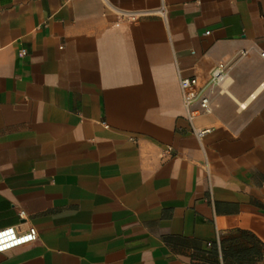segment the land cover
<instances>
[{"label": "crops", "instance_id": "crops-1", "mask_svg": "<svg viewBox=\"0 0 264 264\" xmlns=\"http://www.w3.org/2000/svg\"><path fill=\"white\" fill-rule=\"evenodd\" d=\"M263 53L264 0H0V264H264Z\"/></svg>", "mask_w": 264, "mask_h": 264}, {"label": "built area", "instance_id": "built-area-1", "mask_svg": "<svg viewBox=\"0 0 264 264\" xmlns=\"http://www.w3.org/2000/svg\"><path fill=\"white\" fill-rule=\"evenodd\" d=\"M163 13L165 15L164 11ZM127 17L134 20L138 17V14H127ZM26 51L25 48L21 49V54H25ZM228 78V65L224 62H220L213 68L209 80L205 83H202L197 76L180 75L182 99L187 109L188 120L192 125L193 132L200 139L208 134L211 128L197 127L195 118L198 115L212 112V99L209 90L212 86H220L225 89ZM21 214L23 215L24 212ZM38 234V229L35 226H31L25 231H19L15 226L2 227L0 228V253H6L17 247L31 244L38 239ZM262 259L264 261V247Z\"/></svg>", "mask_w": 264, "mask_h": 264}]
</instances>
